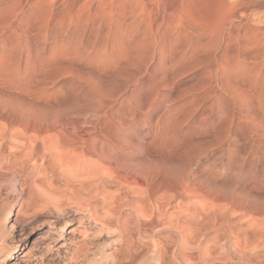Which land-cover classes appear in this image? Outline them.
I'll list each match as a JSON object with an SVG mask.
<instances>
[{
  "label": "rangeland",
  "instance_id": "obj_1",
  "mask_svg": "<svg viewBox=\"0 0 264 264\" xmlns=\"http://www.w3.org/2000/svg\"><path fill=\"white\" fill-rule=\"evenodd\" d=\"M146 1L152 5V0ZM174 1L177 4L178 0H164L166 14L173 11ZM32 5L33 0L18 8L11 0L0 1V122L43 133L63 126L71 130L76 123L92 138L125 136L111 162L112 173L125 177L107 173L101 180L106 189L90 198L88 206L72 204L57 211L40 194L29 193L28 187L19 189L21 177L14 183V177L0 168V264H206L200 252L176 251L168 237L166 215L153 219L139 215L137 197L141 196L154 204L151 207L156 203L167 207L168 218L176 215L185 221L182 225L191 223L190 230L216 228L243 238L264 227L261 137L252 134L251 123H241L237 133L227 134L225 122L213 115L216 106L210 113L197 96L200 92L191 88L201 80L197 71L180 75L167 90L162 87L159 61L150 60L148 47L136 53L129 49L127 56L120 57L118 48L129 39L122 29L126 31L124 23L132 21L134 6H123L120 32L108 38L107 26L98 20L62 25L59 8L41 15ZM59 6L69 10L73 5L60 0ZM152 13L153 28L164 29L161 17ZM141 15L139 30L129 32L133 44L146 38L143 31L149 22ZM212 49L201 51V58L210 55L219 63L222 51ZM129 88L137 91L118 105L117 97ZM99 102L106 105L98 107ZM6 164L0 155V167L5 169ZM26 173L24 168L21 176ZM48 177L64 187L57 169L53 172L49 167ZM93 205L111 217L97 221L91 214ZM54 218L58 226L67 219L59 243L51 239ZM221 243L211 244V249L223 255ZM244 257L232 264H255ZM222 259L214 264H225Z\"/></svg>",
  "mask_w": 264,
  "mask_h": 264
},
{
  "label": "bare ground",
  "instance_id": "obj_2",
  "mask_svg": "<svg viewBox=\"0 0 264 264\" xmlns=\"http://www.w3.org/2000/svg\"><path fill=\"white\" fill-rule=\"evenodd\" d=\"M0 1L5 2V0ZM11 1L18 8L29 0ZM68 1L73 5L69 10L59 6L60 0H33L32 7L34 12L41 15H51L54 7L59 8L57 18L63 20L62 25H70L71 23L83 25L98 20L100 24L103 23L102 26H107V34H109L107 37L110 38L109 36H115L120 32L118 22L123 6H134L132 8V21L127 24L124 23V28H127L126 31L122 29V35L129 39L127 38L128 40L125 42L122 41L123 45L118 48L122 51L120 57L127 56L129 49H133L136 53L139 49L148 47L147 50L150 51L149 54L151 55L150 60L158 59L159 61L163 79L162 87L167 90L176 85L180 75L185 72L197 71L201 80L199 79L191 88L200 92L199 94L196 92V94L200 96L201 102H205L206 109L210 113L216 106V112L213 115L225 122L224 127H226L227 134L237 133L238 125L241 123L245 125L251 123L252 134L259 135L261 137L259 142L264 143L262 142V138H264V13H260L264 12V0H178V2L176 1L177 4L174 1V5L170 2L174 9L167 14L168 9L164 6V0H152V5H149L150 2L147 3L146 0ZM154 11L165 23L164 29H154L151 25L153 15L151 17L150 15L155 14L152 13ZM141 14L145 15V20L147 18L149 22V24L146 22L148 26L143 31L146 38H142L139 44H133L129 32L139 30L138 18L142 16ZM165 35L169 37L166 41ZM116 41L117 39L114 43H117ZM213 47L214 51L220 49L222 51L218 59L219 63H217L216 58L210 57V55L207 59L201 58V51L209 52L213 50ZM136 91L135 88L126 89L123 94L117 97L116 102L121 105L126 100H130ZM157 95L155 94V96ZM229 98L231 101L224 102V99ZM167 100L171 101L169 98ZM105 105L102 102L98 103V107L101 108ZM242 118H244L243 121ZM32 130L14 125V123L0 122V155L7 161L6 165H8L5 169L0 168L3 172L14 177V183L17 179L19 181L21 177L19 189L23 191L25 187H28L29 193L40 194L43 200L49 202L57 211H63L66 205L74 204L83 207L89 204L90 198L100 195L101 191L106 189L103 188L101 180L107 173L120 179L125 177L124 175L120 176V172L117 171V174L116 172L112 173L113 159L117 158L115 153L121 148L125 136L116 135V137H112L100 134L92 138L88 136L89 131L79 130L76 123L72 124L71 130L64 126L47 130L45 133L36 129ZM49 167L53 172L56 169L59 171L65 181L64 187L63 185L58 187L55 182L49 179ZM24 168H26L27 173L21 176ZM122 180L125 181V179ZM132 181L135 183L134 180ZM115 198L118 199L119 197L116 195ZM137 201L140 203V209L138 207L137 211L141 216L153 219L159 215L161 217L166 215L165 218L168 220L166 226L170 230L168 237L177 246L176 251L180 254L187 249L198 252V254L200 252L203 262L206 264H214L222 256L225 264L235 263L245 258L244 256H249L255 264H264V254L261 253V251L264 252V227L260 228L261 225L252 237L247 235L243 238H239V234V237L234 236V231L231 233L232 235H228L215 230L216 228L213 231H208L201 230L199 226L195 228L191 225L195 229L190 230L191 223H185L187 226L182 225L185 221L177 220L180 216L177 218L176 215L175 217L169 215L168 218L167 207L163 208L157 203V206L151 207L153 203H148V200L142 196L139 199L137 197ZM253 204L258 203L255 201ZM92 209V217L102 223L105 216L111 215L98 212L99 209L96 205H93ZM56 220L54 218L51 221L53 228L51 239L53 242L59 243V238L64 237L63 229L67 219L63 221L61 226L57 225ZM144 232L147 234L146 230ZM222 237H224L223 241H221ZM220 242H222L223 255H221L222 252L215 253L211 249V244L215 246L214 244ZM61 245L63 246L64 243Z\"/></svg>",
  "mask_w": 264,
  "mask_h": 264
}]
</instances>
